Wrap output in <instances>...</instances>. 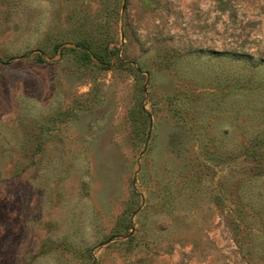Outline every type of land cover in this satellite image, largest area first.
Returning <instances> with one entry per match:
<instances>
[{"label":"rangeland","instance_id":"374dc122","mask_svg":"<svg viewBox=\"0 0 264 264\" xmlns=\"http://www.w3.org/2000/svg\"><path fill=\"white\" fill-rule=\"evenodd\" d=\"M0 264H264V0H0Z\"/></svg>","mask_w":264,"mask_h":264},{"label":"trees","instance_id":"16d2710c","mask_svg":"<svg viewBox=\"0 0 264 264\" xmlns=\"http://www.w3.org/2000/svg\"><path fill=\"white\" fill-rule=\"evenodd\" d=\"M80 46H83L82 43H79ZM38 60H41L42 58L40 56L37 57Z\"/></svg>","mask_w":264,"mask_h":264}]
</instances>
